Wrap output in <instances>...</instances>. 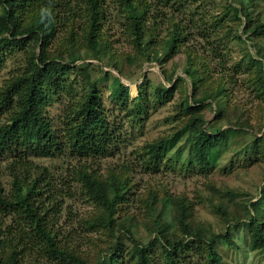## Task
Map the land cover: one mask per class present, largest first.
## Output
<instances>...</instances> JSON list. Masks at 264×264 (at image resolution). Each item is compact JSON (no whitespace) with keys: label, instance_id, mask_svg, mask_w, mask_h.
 <instances>
[{"label":"rangeland","instance_id":"rangeland-1","mask_svg":"<svg viewBox=\"0 0 264 264\" xmlns=\"http://www.w3.org/2000/svg\"><path fill=\"white\" fill-rule=\"evenodd\" d=\"M143 1L147 5L144 54L118 0H103L97 57L82 42L85 5L80 1L72 4L73 13L59 18L45 47L46 56L71 66L62 77L66 88L50 93L43 107L51 128L64 142V120L87 90L84 77L88 75L97 84L110 126L109 150L105 155L82 156L62 143L61 151L50 156L29 153L23 163L27 169L19 164L23 160L17 161L16 154L7 150L0 154L3 192L10 196L13 175L22 182L38 179L40 193L34 204L56 244L89 264L107 260L118 242L122 248L116 264H135L131 237L143 244L154 242L152 264H165L151 220L153 212H159L168 237L182 236L174 219L173 200L187 206L189 226L215 234L229 230L236 247L217 242L220 264H264L262 254L250 248L249 232L243 225L248 211L258 215L264 208L258 200L264 179V33L253 32L256 25L264 24V0ZM23 18V24L27 23L28 18ZM173 24H177L181 42L159 63L164 57L162 43L147 47L146 42L152 37L159 43ZM39 53V45L29 39L21 48L6 51L0 63V91L11 78L28 70L30 55ZM189 63L195 70V89L185 73ZM115 78L128 87L121 100L114 94ZM138 86H142L140 97ZM167 88L172 90L170 95ZM189 104L198 108L188 112ZM7 110L0 96V125L7 122ZM198 118L208 133H223L206 158L208 162L202 164L195 154L190 156L185 138L192 133L187 129L160 163L149 165L148 144L173 136ZM82 173L105 184L114 175L121 183L123 200L113 215L115 225L104 222L107 212L87 190ZM108 197H112L110 187ZM121 222L129 232L121 228ZM1 223V238H5L6 225L14 234L20 228L26 230L20 234L26 250L17 264H66L45 252L42 241L28 233L26 223L16 226L13 213L2 216ZM4 248L2 264H11L6 239ZM189 249L177 250L179 262L200 264L195 249Z\"/></svg>","mask_w":264,"mask_h":264},{"label":"trees","instance_id":"trees-1","mask_svg":"<svg viewBox=\"0 0 264 264\" xmlns=\"http://www.w3.org/2000/svg\"><path fill=\"white\" fill-rule=\"evenodd\" d=\"M77 1V3H76ZM79 1L85 5V23L82 29V42L87 51H91L96 57L100 53V35L101 20L103 19L102 5L103 0H0V63L4 58L6 51H13L24 46L26 39L34 41L40 47V53L37 56L30 55L28 70L14 78H11L0 91L2 102L7 107L9 113L7 122L0 125V154L11 150L18 158L17 161H26L27 155L31 153L35 156H50L52 153L61 151V144H67L71 153L82 156L105 155L110 148L111 134L110 126L107 122L104 109L101 105L99 90L95 81H91L88 75L84 79L87 81V90L75 101L68 110V117L64 120L63 141L51 128L50 121L45 115L43 107L49 99L50 93L60 92L65 87L63 75L71 68L70 64L56 61L45 54V47L49 43L54 26L59 22L62 15L73 13L72 4L78 5ZM127 12L129 29L134 36L135 43L139 50L144 54L143 42L145 32V16L147 5L145 1L138 0H118ZM47 10V15L42 12ZM244 15H247L244 12ZM28 18V22L23 24L22 18ZM24 19V18H23ZM172 30L167 37L162 40L153 41L149 38L146 46L158 45L162 43L164 57L159 61L166 60L170 53H174L177 43L181 42L178 34L177 24H173ZM73 32V31H71ZM255 34L264 33V24L256 25L253 29ZM71 34V33H70ZM24 35V36H23ZM75 34L71 40H74ZM153 41V42H152ZM154 47V46H153ZM73 61V60H72ZM189 67L185 73L189 76L195 89L194 78L195 70ZM115 90L118 100L127 95V86H124L118 78L114 79ZM261 86L264 90V78L262 77ZM138 96H141L142 86H138ZM171 89H166L170 95ZM126 101V97L123 98ZM196 100H193V103ZM200 104L203 102L200 101ZM198 107L196 105L187 106L188 112L193 113ZM193 120L190 125H185L181 131L176 132L169 138H161L146 147V154L149 165H157L164 158L166 153L175 145L178 139L183 136L188 129L191 135L186 136V142L189 143L190 156L196 155L200 163L208 162L207 157L211 154V149L221 140L223 133H208L201 127V119ZM60 140V141H59ZM185 142V143H186ZM22 153H17V151ZM44 171V168L41 169ZM45 173V171H44ZM109 183L105 184L98 178L90 177L82 173V178L86 184L87 190L92 197L100 203L107 212L105 218L106 225H115L113 215L116 206L123 200V191L121 183L115 180L117 177L110 175ZM39 178V177H38ZM24 180V179H23ZM13 189L10 196L3 192L0 185V236L4 235L2 231L1 217L14 214V223L19 226V222L26 223L28 233L42 241L45 252L66 264H89L85 260L74 256L72 253L61 249L55 242L54 233L47 225L41 210L34 204V197L40 193L36 189L38 179L34 178L30 182H22L13 175L11 181ZM112 190V197H108V186ZM258 200L264 203V179L259 188ZM174 208V219L182 236L171 237L167 234V225L161 220L159 212H155L153 206L149 208L153 212L152 223L156 227L155 238L161 242V254L165 264H181L178 259L177 250L186 252L192 245L197 256L200 258V264H220L221 256L216 250L219 240L235 248L236 245L231 238V233L226 230L223 234H215L205 230L189 226L186 223L188 218V208L180 201H172ZM243 225L247 228L250 238V248L258 250L264 260V208L258 215H253L248 211ZM5 238L0 237V263L6 261L4 255L5 239L9 243L10 253L8 263L17 264V258L22 257L25 252L26 243L23 240L22 232L25 234V228H20L17 234L9 231L10 225H6ZM121 228L129 232L124 222H121ZM165 228V229H164ZM14 232V231H13ZM207 233V234H206ZM189 237V239H185ZM132 242V258L135 264H152V252L154 242L143 244L129 238ZM121 242L116 243L110 249V257L97 264H116L121 251ZM193 248L189 250H193Z\"/></svg>","mask_w":264,"mask_h":264},{"label":"clouds","instance_id":"clouds-1","mask_svg":"<svg viewBox=\"0 0 264 264\" xmlns=\"http://www.w3.org/2000/svg\"><path fill=\"white\" fill-rule=\"evenodd\" d=\"M48 13H47V10H44L43 12H42V15H47Z\"/></svg>","mask_w":264,"mask_h":264}]
</instances>
